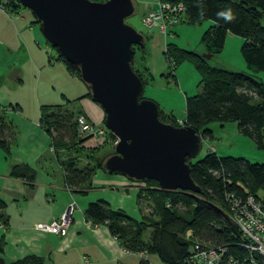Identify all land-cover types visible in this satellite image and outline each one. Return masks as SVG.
I'll return each instance as SVG.
<instances>
[{"label": "trees", "instance_id": "1", "mask_svg": "<svg viewBox=\"0 0 264 264\" xmlns=\"http://www.w3.org/2000/svg\"><path fill=\"white\" fill-rule=\"evenodd\" d=\"M159 1L181 3L184 7L181 23L194 25L204 20L210 22L200 36L206 54L218 55L229 33L242 39L239 52L245 70L240 71L218 64L211 65L209 58L193 50L179 48L173 43L166 44L163 54L167 71L161 74L163 77L174 81L175 67L182 60L191 61L199 74V91L184 100L183 123L199 133L202 139H211V131L205 127L208 123L218 122L222 125L234 122L241 135L251 139L256 148L264 149V86L255 77L258 73H264V0ZM16 8H19V4L15 0H5V10ZM222 10H231L234 19L226 21L218 17L217 13ZM132 48L134 54L139 51L140 62L134 66L133 55L130 64L144 87L151 79L143 63L144 43ZM55 51L56 59L63 63L68 73L79 78L77 68ZM84 96L89 97L88 92ZM79 115L84 116L76 110L65 108L63 104L43 105L40 107L38 125L54 147L74 146L81 143L76 131V118ZM157 116L164 123L181 125L174 115L163 111L158 105ZM11 125L0 114V149L5 154L8 153ZM209 151L199 159H187L190 177L199 187V193L159 189L155 181L144 180L148 186L141 192H146L150 197L155 210L153 218L134 220L123 210L111 209L104 200L98 199L84 208L82 214L85 221L90 225L105 226L124 250L155 254L165 264H182L193 240L208 246H228L235 253L236 232H233L226 213L233 201L243 200L247 195L255 198L264 195V162L219 156L215 150ZM73 158L60 162L64 183L71 189L88 181L94 169L101 168L103 160L95 159L93 165L79 167ZM34 173L27 165L17 164L10 174L31 180ZM140 196L138 192L137 197ZM3 207L4 202L0 198V210ZM2 221L0 214V225ZM146 231L147 237L144 239ZM2 245L3 235L0 236V251ZM10 264H44V260L28 255Z\"/></svg>", "mask_w": 264, "mask_h": 264}, {"label": "crops", "instance_id": "2", "mask_svg": "<svg viewBox=\"0 0 264 264\" xmlns=\"http://www.w3.org/2000/svg\"><path fill=\"white\" fill-rule=\"evenodd\" d=\"M149 10H156V3L155 9L149 7ZM36 24L32 16L19 8L0 9V114L12 124L11 135L7 140L8 153L5 154L0 149V159L5 160L4 163L0 162V198L4 202V207L0 210L4 220L0 225V236L3 235L0 264H10L28 255L42 257L51 264L55 263L53 256L56 255L60 256L59 263L56 264H128V257L131 256H136L139 262L135 253L118 245L105 226L90 225L82 214L88 203L98 199L104 200L111 209L119 208L125 212L124 202L133 198L134 207L126 205L130 210L127 215L139 220L140 205L135 197L137 187L122 174L114 179H104V182H112L109 186L94 185L97 182L91 183L89 176V180L77 188L67 187L60 162L64 160L62 158L68 154L67 148L70 147H54L48 135L38 125L40 107L43 104H63L65 108L80 112L94 124H102L104 114L98 104L84 96L87 90L80 79L68 73L63 63L49 53L48 46L42 43ZM159 33L150 42L153 57L146 58L145 61L151 78L149 82L155 80L158 74L167 71L163 54L166 44L173 43L179 47L173 40L168 39V33ZM173 33L176 34V31ZM227 36L228 34L224 44ZM189 50L195 51L194 48ZM217 61L220 62V59ZM218 65L222 66L220 63ZM240 70H244V63ZM164 78L167 82H173L170 78ZM27 82H31V86L25 88ZM191 90L184 88L181 96L183 102L185 97L199 91L198 81L196 90ZM157 102L163 111L174 115L172 110H166ZM176 121L183 124L184 116ZM102 141L101 138H87L80 146L82 150L90 149L102 144ZM69 153L73 154L72 151ZM45 161L53 165L50 175L45 171ZM17 164L32 168L34 177L31 180L13 177L10 174L11 169ZM39 164L41 170H37ZM55 173H58L57 178ZM7 201L15 203L17 212L8 213ZM42 202L43 205H40ZM70 202H74L75 207L72 222L64 234L45 232L32 225L49 222L51 218L62 213ZM147 254L146 259L149 262Z\"/></svg>", "mask_w": 264, "mask_h": 264}, {"label": "water", "instance_id": "3", "mask_svg": "<svg viewBox=\"0 0 264 264\" xmlns=\"http://www.w3.org/2000/svg\"><path fill=\"white\" fill-rule=\"evenodd\" d=\"M15 1L30 11L44 39L77 68L89 99L102 109L103 126L115 143L101 168L132 182L153 180L159 189L199 193L186 161L198 155L200 134L184 123L160 121L156 102L143 96L132 70V47L144 43V36L125 22L135 12L134 1Z\"/></svg>", "mask_w": 264, "mask_h": 264}, {"label": "rangeland", "instance_id": "4", "mask_svg": "<svg viewBox=\"0 0 264 264\" xmlns=\"http://www.w3.org/2000/svg\"><path fill=\"white\" fill-rule=\"evenodd\" d=\"M1 1V0H0ZM135 3V12L128 18L125 19V22L129 25H131L136 31L140 32L142 35L145 36L144 39V46H145V57L143 59V63L145 64L146 58H152L153 53L152 49L150 48V42H153V39L156 35L160 34L158 32V29L156 27H150L147 28L142 25L141 19L144 12L149 10V7L152 9H155V3L157 0H133ZM154 5V6H153ZM19 9L26 14L31 13L28 9L22 7L19 5ZM33 17V16H32ZM210 24L209 21L204 20L200 22L199 24H187V23H181L178 22L175 24L171 31H176V34L173 32L168 33L167 37L170 40H173L174 43L178 44L181 48L191 49L194 48L195 52L199 53L200 55L204 54V46L202 45L200 40L201 33L204 31V29ZM37 29H38V24ZM41 34V33H40ZM42 43L48 46V51L52 56H56L55 49L44 39V37L41 35ZM242 42V39L239 36L228 34L225 44L222 47V51L220 52V55L211 56L208 61L211 65L214 64H222L225 65L224 67L233 70V71H240V68L242 69V63L243 60L241 58L239 47ZM163 49V47H162ZM139 51H135L134 54V63L133 65H137L136 63L140 62L139 60ZM147 55V57H146ZM159 55L162 57L161 52H159ZM220 59V62L217 61ZM163 60V58H162ZM165 66V64H164ZM245 70V67H244ZM175 81L171 83L167 82L165 78L160 74L156 76L155 80H152L148 84L144 85V91L143 96L145 98L151 99L154 102L158 101L160 106L163 108L165 107L166 110H172L174 116L176 119H181L184 116L183 106L184 102L181 99L182 93L184 91V88L196 90V82L199 79V74L196 71L193 63L189 60H182L178 63V65L175 67ZM255 77L261 81L262 85L264 86V73H258L255 75ZM31 86V82L25 83V88ZM191 90V91H192ZM178 92V94L175 93ZM149 94L154 95L149 96ZM180 94V95H179ZM35 96H34V102H35ZM157 102V103H158ZM170 105H169V104ZM44 105V104H43ZM103 125V123H102ZM207 129L211 131L212 138H203L201 140V148L194 159H199L206 153L210 152L209 149L215 150L214 152L219 156H232V157H243L247 159L250 162H257L262 163L264 162V149L256 148L254 143L251 139H249L246 136L241 135L236 128V124L234 122H226L220 125L218 122H210L205 126ZM106 131L103 135L97 138L103 139L102 144L97 145L96 147L90 148V149H83L81 148V143L87 138H95V137H84V138H78V140L81 141V143H77L74 146H67L70 147L67 148L68 154H65L62 159L63 161H66L70 156H75L73 159L76 162V165L79 167H89L90 165H93L95 159H101L105 156L113 153V146L115 143V137H110V134ZM17 133V132H16ZM69 151H72L73 154L70 155ZM5 160L3 158L0 159L1 163H4ZM188 161V160H187ZM186 161V162H187ZM45 166V171L50 175V168L53 166L50 163H47L46 161L43 162ZM188 163V162H187ZM38 164V163H36ZM37 167V165H36ZM37 170H41L40 164L38 165ZM106 176L107 178L103 177ZM115 176L121 177V175L117 172H111L107 173L103 171L101 168L97 167L94 169L93 173L90 174V182L94 183V181L97 182V184L94 185H104L109 186L112 184V182H104V179H114ZM55 177H58V173H55ZM134 186L137 187L136 191V202L140 207L138 206L140 218L141 217H154L155 216V210L150 202V197L147 195V193H143V189L147 188L148 184L145 182H132ZM138 192L141 193L140 198L137 197ZM42 193V192H41ZM38 192L36 193L37 197ZM36 200V199H35ZM129 201L124 202V209L126 214H129L130 210L127 209L126 205L134 207V199L128 198ZM36 203V202H35ZM40 205H43V202L40 203ZM35 207V206H33ZM32 207V208H33ZM31 208V209H32ZM17 207L14 202L7 201L6 202V210L8 213L12 214L17 212ZM119 209V208H116ZM122 210V209H121ZM29 219V218H27ZM28 221V220H26ZM72 222V218H71ZM70 222V224H71ZM38 224L43 223H34L33 226H38ZM69 224V225H70ZM68 225V226H69ZM68 228V227H67ZM39 230V229H38ZM147 237V231L144 233V239ZM54 261L58 262V259L60 256H53ZM147 257L149 259V262L147 264H162V262L159 259H156V255L154 254H147ZM128 264H140L138 262V259L136 256L128 257ZM59 263V262H58ZM44 264H51L48 263L47 260L44 259Z\"/></svg>", "mask_w": 264, "mask_h": 264}, {"label": "built area", "instance_id": "5", "mask_svg": "<svg viewBox=\"0 0 264 264\" xmlns=\"http://www.w3.org/2000/svg\"><path fill=\"white\" fill-rule=\"evenodd\" d=\"M0 9L5 10V0L0 1ZM183 11L181 3L158 0L156 10H147L142 16V23L148 28L156 25L158 32L163 34L171 33L173 26L182 19ZM76 131L79 138H97L107 130L102 124L91 123L79 115L76 118ZM74 207V202H70L62 213L45 224H38L36 228L53 234H64L71 222ZM226 216L236 227L233 246L235 253L228 246H208L193 240L182 264H264V195L257 198L247 195L243 200L231 202ZM135 254L140 264L148 263L145 251Z\"/></svg>", "mask_w": 264, "mask_h": 264}, {"label": "clouds", "instance_id": "6", "mask_svg": "<svg viewBox=\"0 0 264 264\" xmlns=\"http://www.w3.org/2000/svg\"><path fill=\"white\" fill-rule=\"evenodd\" d=\"M218 17L225 19L226 21H231L234 19V15L231 10L228 11H220L217 13Z\"/></svg>", "mask_w": 264, "mask_h": 264}]
</instances>
